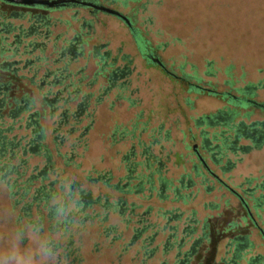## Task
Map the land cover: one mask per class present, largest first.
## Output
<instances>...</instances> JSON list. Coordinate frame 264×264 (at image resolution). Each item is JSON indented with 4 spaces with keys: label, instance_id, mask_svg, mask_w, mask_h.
Segmentation results:
<instances>
[{
    "label": "rangeland",
    "instance_id": "1",
    "mask_svg": "<svg viewBox=\"0 0 264 264\" xmlns=\"http://www.w3.org/2000/svg\"><path fill=\"white\" fill-rule=\"evenodd\" d=\"M96 1L128 23L81 5L32 8L52 25L47 40L42 35L30 39L44 44L43 50L0 56V64L29 62L26 69L21 63L22 69L11 66L14 74L0 70V101L5 99L0 128L13 124L8 135L22 134L7 114L28 106L20 117L30 115L42 129L55 170L44 184L53 186L56 201L63 194L66 203L50 220L70 217L71 227H78L72 236L77 251L70 258L61 248L45 245L66 240L61 229L48 231L46 217L36 231L23 227L22 242L8 188L0 183V264H221V258L230 259L224 244L243 233L251 256L264 264V238L258 233H264V0ZM12 5L0 0V12L28 10ZM13 23L28 25L25 19ZM139 38L163 68L142 56ZM69 45L78 47L73 56L62 51ZM119 68H126L125 78L110 85L111 70ZM232 97L257 106L233 105ZM195 144L208 169L247 203L255 227L233 193L218 189L202 201L213 207L195 203L184 211L192 229L204 228V240L215 234L211 243L203 240L196 253L187 255L189 241L185 237L178 243L182 223L175 238H166L174 226L169 217L185 208L172 202L181 175L192 177V165L200 174L207 172ZM149 153L162 168L153 180L145 162ZM148 162L155 171L157 164ZM29 164L37 174L47 160L33 156ZM158 177L168 182L163 194ZM127 183L132 193L123 192ZM86 195L90 203L79 212Z\"/></svg>",
    "mask_w": 264,
    "mask_h": 264
},
{
    "label": "trees",
    "instance_id": "2",
    "mask_svg": "<svg viewBox=\"0 0 264 264\" xmlns=\"http://www.w3.org/2000/svg\"><path fill=\"white\" fill-rule=\"evenodd\" d=\"M13 7L25 8L23 5H12ZM28 10L23 12L22 10H12L10 13L0 12V56L3 54L9 55H30L33 50L44 48V44L38 42H32L31 37H37L40 34L41 25L43 21L41 17L34 15L31 9H45L40 7H26ZM25 19L28 22L27 27L23 24L15 25L13 20ZM46 34V35H45ZM43 34L44 39H48L51 32ZM27 41H24V39ZM14 44H12V42ZM139 45L144 46L147 42L143 38H139ZM41 50V52H42ZM22 61L17 60L14 63H1L0 70L6 71L14 74L11 66L17 65L16 70L22 69L20 65ZM25 69L29 67V62L26 65L21 63ZM43 77H47L44 75ZM55 84V82H52ZM3 91V90H2ZM2 93H5L3 91ZM3 99V98H2ZM4 100L0 101L3 103ZM230 103L242 107H255L257 104L248 101L246 98L236 99L230 98ZM19 103V102H18ZM30 103V100L26 101L25 106ZM47 104V102L45 101ZM50 107L53 105L48 103ZM28 106H16L12 109L7 116L14 120L17 125L16 130L22 128V134L16 132L15 134L8 133L12 132L14 125L12 124L10 129L0 128V183L5 184L8 188V196L10 201L11 210L14 213L15 227L17 229L16 234L21 238L22 242L26 240L23 235V227L30 226L32 230L36 231L37 228L41 226L42 219L46 217L48 223V231L58 232L59 229L62 230L63 236H65V242H56L53 244L52 241L46 242L45 245H52V250L56 251L57 248H61V253L66 257L70 258L75 255L77 251L75 241L72 239L74 230L78 227H71L69 224L71 219L67 217L63 222L55 220L52 222L50 219H54L58 211H63L64 205H66L63 194L56 201L57 192L53 189L51 184H44V181L49 180V175L54 174L53 163L49 159V149L43 143V133L40 126L34 124L31 120V116L20 117L21 114H27ZM3 115H0V119ZM25 119V120H24ZM26 119H28L26 121ZM64 119V118H63ZM24 121V123H23ZM64 122V121H63ZM263 125L260 126L262 130ZM262 136V132L257 134L256 141H258ZM59 148V144H56ZM33 156H41L47 160L46 166L42 168L40 172L34 174L35 167H31L29 162ZM69 193L66 194V196ZM81 197L79 212H81L82 207L87 204L89 205V198ZM56 201V202H55ZM64 201V202H63ZM36 214V219H33V215ZM82 220L78 221L80 224ZM29 227V228H30ZM73 229V231H72ZM59 255V254H58Z\"/></svg>",
    "mask_w": 264,
    "mask_h": 264
},
{
    "label": "crops",
    "instance_id": "3",
    "mask_svg": "<svg viewBox=\"0 0 264 264\" xmlns=\"http://www.w3.org/2000/svg\"><path fill=\"white\" fill-rule=\"evenodd\" d=\"M72 6H74V5H72ZM59 9H61V8H59ZM43 10H54V9H43ZM36 16L41 17V19L43 21V25H41L40 34L38 35V37H40L41 35L50 31L49 28L52 27V25L49 24L50 20H49V17H47V15L40 13V14H36ZM42 38H43V36H42ZM147 157H148V159H147ZM147 157H146L145 162L147 163V170L149 169L148 170V173H149L148 177L150 178V180H153V175L155 174V172H157V174H159L161 172V169H162L161 168V162L158 159L154 160V156L152 153H149ZM151 159H152L153 163L157 164V168L155 171L151 170V168H150L148 161ZM191 168H192L193 176L187 177L185 175H181L180 180H179V185L177 187H174L175 190L173 189L174 190V198H173L172 202L179 203L181 206H183L185 208H184V210H182L180 207H178L177 208L178 210H176V212H173L172 215L169 217L170 221L168 220L169 223L171 222V224H174V226L169 227V230L171 228L174 229L173 238L176 237V233H177V229H178L177 226H181L180 223H182V229H181V234H180L182 237L179 238L180 239V240H178L179 242L178 241H176V242L180 243V245H179V247H180L181 243L184 242V239L186 237V241H189V244H190V245L188 244L189 250H187V251L189 253L187 255H193L194 252L196 253L197 246L200 243L202 244L205 240L211 243L212 238L214 239V237H215V234H210V235H212L211 236L212 238L209 237L208 239L204 240L205 234L202 231L204 228H201L200 232H198L197 229H192V224H190L191 221H190V223L187 221V219H189L188 216H184L185 209L192 204L195 205V203L197 206L202 205L203 208L213 207V204H211L210 202L209 203L202 202L203 199L205 198V196L207 194L213 193L214 191L216 192L218 189H224V190L228 191V189L226 187H224L223 184H221L213 176L208 174V172L204 173V174H208L207 176H203L204 174H200V171L198 170L197 166L192 165ZM158 178H159V181H162L160 184V194H163L166 183H168V182L165 181L166 180L165 178H162V177H158ZM181 188H183L184 192L181 191ZM179 192L182 194H180ZM160 196L162 198V195H160ZM233 196L237 199L238 203H240L239 199L235 196V194H233ZM240 205H242V204L240 203ZM195 212H196V210L194 207L190 209V215L194 214ZM244 213H245V215H247L248 219L252 218L251 215H248L246 211H244ZM249 220H250V223L255 227V222L251 219H249ZM245 224H244V227H248ZM183 231H185V232L183 233ZM258 233L261 236V232L258 231ZM241 237L235 238V240L228 241L224 244V246H223V248L225 250L224 254L226 256L230 255V259L226 260V257L221 258L222 259L221 264H242V262L244 264H261V263H258V262H261V259L254 258V256H251V247L246 240V239H248V236L243 233L241 235ZM187 255H186V257H188Z\"/></svg>",
    "mask_w": 264,
    "mask_h": 264
},
{
    "label": "flooded vegetation",
    "instance_id": "4",
    "mask_svg": "<svg viewBox=\"0 0 264 264\" xmlns=\"http://www.w3.org/2000/svg\"><path fill=\"white\" fill-rule=\"evenodd\" d=\"M2 1V0H1ZM81 1H84V0H81ZM86 2H91V3H94V4H97V5H99L98 4V2L96 1V0H85ZM4 2V1H3ZM7 3V2H6ZM72 5H81V4H76V3H68L66 6H64V7H68V6H72ZM81 6H83V5H81ZM64 7H60V8H64ZM85 8H87L88 10H89V12H91V13H93V12H95L96 11V9H93L91 6H84ZM56 9H59V8H56ZM98 11V10H97ZM129 25H130V23H129ZM77 49H78V47L76 46V45H69V46H66V48H62V51L63 52H67V53H69L70 55H75V53L77 52ZM138 50L141 52V54H142V56H144V58H146L149 62L150 61H155V62H157L156 61V59L154 58V56L152 55V53L148 50V47L146 46V45H144V46H141V45H139V43H138ZM158 66H160L161 68H163L162 67V65L160 64V63H156ZM126 72V68H119V69H113V70H111V74H110V78H109V84L110 85H112L113 84V82H115L117 79H123V78H125L124 77V73ZM199 88V87H198ZM201 89V88H200ZM58 95H59V93H58ZM253 133V132H252ZM206 137H204L203 138V141H202V144H203V147L204 148H206V150L208 151L210 148H207V144H206ZM194 151H195V153H196V155H197V158H198V160H199V163L202 165V166H204V168L207 170V172H208V174H210L211 176H213L216 180H218L221 184H223L218 178H217V176L211 171V170H209L208 169V167L206 166V163H205V161H204V159L201 157V155L199 154V152L197 151V149H196V144L194 145ZM133 150H131V154H133ZM146 152L144 151V154H145ZM210 158H211V160H214L215 161V156L214 155H210ZM147 159H148V157H147ZM129 172H130V174L132 173V171L131 170H129ZM224 185V187H226L227 189H229L225 184H223ZM127 186H128V183L127 184H125V185H123L122 186V189H124L123 190V192L124 193H126V194H128V193H132V189L130 188V189H127ZM137 187H139V184H136L135 186H133V188H137ZM229 191H231L233 194H235V196L239 199V201H240V203L242 204V206H243V208H244V210L247 212V214L248 215H251V213L249 212V209H248V206H247V203L244 201V199L240 196V195H238V194H236L234 191H232V190H230L229 189ZM89 198V195L87 196V199ZM122 208H123V206H122ZM140 222H142V221H140ZM136 231V234H135V236H134V239L135 238H137L139 235H141V233L144 231V228H141L140 230H135ZM173 231H174V229H170V232L167 234V238H166V242H169V240H171L172 238H173ZM185 231H183V233H184ZM261 232V236L264 238V233L262 232V231H260ZM176 248H178V245H176Z\"/></svg>",
    "mask_w": 264,
    "mask_h": 264
},
{
    "label": "water",
    "instance_id": "5",
    "mask_svg": "<svg viewBox=\"0 0 264 264\" xmlns=\"http://www.w3.org/2000/svg\"><path fill=\"white\" fill-rule=\"evenodd\" d=\"M2 1L14 5H23L26 7H40L45 9H55V8L64 7L68 3H76V4H81L83 6H91L93 9L114 15L128 23V19L116 10L81 0H2Z\"/></svg>",
    "mask_w": 264,
    "mask_h": 264
}]
</instances>
